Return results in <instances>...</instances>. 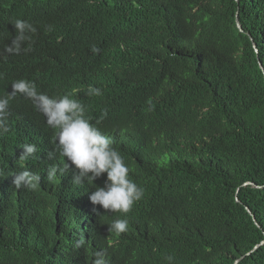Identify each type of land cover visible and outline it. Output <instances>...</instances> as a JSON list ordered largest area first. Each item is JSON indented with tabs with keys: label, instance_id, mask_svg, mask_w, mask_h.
<instances>
[{
	"label": "trees",
	"instance_id": "16d2710c",
	"mask_svg": "<svg viewBox=\"0 0 264 264\" xmlns=\"http://www.w3.org/2000/svg\"><path fill=\"white\" fill-rule=\"evenodd\" d=\"M12 19L36 30L18 53ZM263 71L264 0H0V85L80 80L143 189L131 234L73 252L78 218L0 190V264H264Z\"/></svg>",
	"mask_w": 264,
	"mask_h": 264
},
{
	"label": "clouds",
	"instance_id": "9594fccd",
	"mask_svg": "<svg viewBox=\"0 0 264 264\" xmlns=\"http://www.w3.org/2000/svg\"><path fill=\"white\" fill-rule=\"evenodd\" d=\"M5 25L20 33L9 52L21 50L26 30L36 31L22 20ZM87 95L102 92L89 86ZM104 115L101 108L83 104L80 80L65 93L55 92L49 80L0 85V183L6 182L0 190L17 208H26L32 191L47 194L68 218L57 220L54 232L78 218L80 229L73 233L84 239L75 242L57 235V243L72 241L61 247L71 252L84 241L91 246L96 240L118 244L137 223L130 213L139 206L143 189L131 179L129 166L115 148V134L103 131L106 127L98 120ZM100 221L106 227L103 233L94 226ZM114 237L117 240L111 241Z\"/></svg>",
	"mask_w": 264,
	"mask_h": 264
},
{
	"label": "water",
	"instance_id": "95a60500",
	"mask_svg": "<svg viewBox=\"0 0 264 264\" xmlns=\"http://www.w3.org/2000/svg\"><path fill=\"white\" fill-rule=\"evenodd\" d=\"M236 24H237V27H238L239 31H240V32H243L242 27H241V25H240V23H239L238 17H237V20H236ZM254 48H255V50H256V52H257V49H256L255 44H254ZM260 67H261V69L263 70L261 64H260ZM263 72H264V71H263ZM248 184H250V183H246L245 185H248ZM247 211L253 216V214L250 212L249 209H247ZM254 249H255V248H254ZM250 253H251V252H250ZM250 253H248L247 255H249ZM243 258H244V257H241L240 259L236 260L234 264H238Z\"/></svg>",
	"mask_w": 264,
	"mask_h": 264
}]
</instances>
